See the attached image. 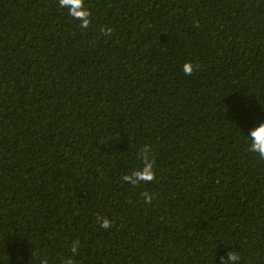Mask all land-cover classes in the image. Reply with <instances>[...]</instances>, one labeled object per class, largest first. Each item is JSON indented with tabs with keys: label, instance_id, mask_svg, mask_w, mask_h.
<instances>
[{
	"label": "trees",
	"instance_id": "obj_1",
	"mask_svg": "<svg viewBox=\"0 0 264 264\" xmlns=\"http://www.w3.org/2000/svg\"><path fill=\"white\" fill-rule=\"evenodd\" d=\"M84 7L0 0V264H264V0Z\"/></svg>",
	"mask_w": 264,
	"mask_h": 264
},
{
	"label": "clouds",
	"instance_id": "obj_2",
	"mask_svg": "<svg viewBox=\"0 0 264 264\" xmlns=\"http://www.w3.org/2000/svg\"><path fill=\"white\" fill-rule=\"evenodd\" d=\"M59 3L61 8L68 10V15H70L74 20L81 21L83 27L86 28L89 25V17L91 16V13L84 7V0H59ZM197 68H199V64L194 65L193 62L189 61L183 65L182 70L186 75H191ZM249 138L251 141L248 145L249 151L258 153L259 157L264 159V123H261L257 127L253 128L249 134ZM147 160L148 158L145 157V163L142 171L135 173L137 180H142L145 183L156 179V161L153 160L152 162H147ZM128 179V176L124 177V181H127ZM151 202L152 199H150L147 203L151 204ZM97 220L105 229L112 227V221L109 218L98 216ZM229 255L232 260L239 258L235 253H230Z\"/></svg>",
	"mask_w": 264,
	"mask_h": 264
}]
</instances>
